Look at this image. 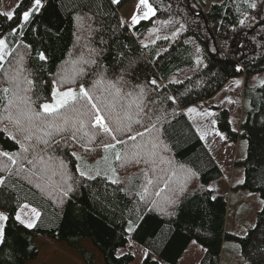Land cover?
I'll list each match as a JSON object with an SVG mask.
<instances>
[{"label": "trees", "instance_id": "obj_1", "mask_svg": "<svg viewBox=\"0 0 264 264\" xmlns=\"http://www.w3.org/2000/svg\"><path fill=\"white\" fill-rule=\"evenodd\" d=\"M128 1L121 0L119 5H111L110 0H97L103 4L100 9L104 13L103 36L108 40L106 47L109 49L101 59L110 70L118 69L116 57L123 52L125 65L129 60L135 62L131 80L145 83L152 78L157 79L162 86L161 101L169 112V118L174 110L177 113L173 120L174 128L169 130L168 143L172 151L164 153L171 164H159L155 172L148 174L154 183L148 186L147 199L157 201L158 209L166 208L171 193L165 190L159 197L155 195L164 187L165 181L160 177H170L169 187L179 190L184 183L179 171L181 165L192 168L198 175L188 182V194L182 197L172 217L158 211L145 212L134 187L112 185L109 180L101 178L92 181L79 178L83 186L78 187L72 198L62 205L53 204L35 189L29 191L28 185H18V195L15 192L0 195V210L9 217L4 223L5 243L0 244V264H28L34 260L38 254L35 237L64 243L75 249L85 264H94L95 260L94 252L81 244L83 240L90 243L104 264H131L134 256L130 252L117 258L119 251L126 249L130 241L144 247L147 252L140 264H177L191 241L207 249L198 264H219L226 240L238 243L248 264H264V204L255 215L254 226L244 236L225 231L226 198L207 190L222 176V171L183 113L185 108L212 98L231 78L242 75L248 78L264 72V11H261L264 0H255L256 10L249 9L241 0H149L156 9V15L142 20L133 30L135 35L127 26H118L119 11ZM30 2L19 1V7L16 5L13 9L16 15L12 20L0 15V32H8L15 27ZM250 16H255L256 20H248ZM245 17L247 19L242 26L239 20ZM100 19L98 15L97 20ZM36 20L39 23L33 27L38 31L33 33L29 27L24 39L32 45L28 64L36 74L37 92L43 100L50 98L55 74L68 66L69 72L72 71L80 57L87 58L88 50L76 46L73 16L61 6L60 0H48L45 10ZM169 20L170 24L163 23ZM176 21L185 25L177 38L167 41L161 38L148 49L142 47L139 37L152 25L161 23L158 34L170 36L179 26ZM40 51H46L48 56L44 67L37 58ZM197 59L202 63L197 65ZM171 76L175 80H170ZM167 95L175 96L179 103L172 104L164 99ZM244 96L248 98V104L238 131L231 128L226 109L219 106L211 109L215 113L217 129L226 140L248 141L243 159L234 163L243 168L245 182L240 187L264 199V181L261 180L264 173V83L250 87L246 81ZM115 102L117 106L126 103L119 97ZM0 147L15 150L12 141L3 133H0ZM71 151L74 149H57V153L68 162L69 172L75 174L76 160L70 155ZM89 154L86 159H95L94 153ZM114 166L123 176L135 168L145 167L132 163L126 167ZM173 170L177 172L174 177L171 176ZM53 179L58 180L59 177ZM119 188H126L127 192H121ZM24 203L42 212V222H38L36 228H25L15 218ZM136 207L140 208L139 213L133 211ZM139 215H143L142 220L138 219ZM130 218L139 224L132 233L125 230Z\"/></svg>", "mask_w": 264, "mask_h": 264}, {"label": "snow or ice", "instance_id": "obj_2", "mask_svg": "<svg viewBox=\"0 0 264 264\" xmlns=\"http://www.w3.org/2000/svg\"><path fill=\"white\" fill-rule=\"evenodd\" d=\"M47 2L48 0H31L29 7L20 15L17 25L8 32H0V133L15 146L14 151L0 147V195L14 192L18 195V185H28L29 191L35 189L53 204L62 205L65 200L72 198L78 187L83 186L79 178L89 181L97 178L109 180V172L112 177L117 176L116 164L120 167H126L129 163L136 166L143 164L145 177L150 172H155L159 164H171L164 153L172 151L168 143L169 130L174 128L173 120L177 113L174 110L169 118V112L161 101L162 86L157 79L152 78L145 83L131 80L135 62L129 60L125 65L122 62L123 52L116 57L118 69L110 70L104 64L101 57L109 49L106 47L108 40L103 36L104 13L100 12L103 4L97 0H60L61 6L73 16L76 46L87 48L88 55L87 58L80 57L72 71L62 69L56 73L52 80L50 98L41 100L37 92L36 74L28 64L32 45L25 41L24 36L29 27L33 33L38 31L33 25L39 23L36 17L42 15ZM120 2L121 0H110L111 5H119ZM241 3L251 10L257 9L255 0H241ZM261 11H264V6ZM0 15L12 20L16 13L13 10ZM98 15L101 16L100 20H97ZM155 15L156 9L149 0H138L136 10L127 20L121 17L118 26H127L133 31L142 20ZM246 19L247 17L240 19V25H245ZM163 23L168 25L171 20ZM176 23L179 26L172 31L171 36H156V40L177 38L185 25L179 21ZM133 34L135 35L134 31ZM143 47L148 48V44L143 43ZM37 58L43 62L41 67L48 62L46 51H40ZM201 63L202 60H196L197 65ZM240 83L237 80L236 87ZM117 97L126 103L117 106ZM164 99L172 104L179 103L173 95H167ZM228 102L234 103L231 100ZM193 113L203 117L215 115L208 109L202 112L195 107L186 109V114ZM215 124L216 121L212 120L211 125ZM209 130L211 129L207 125L203 129L197 126L196 134L204 140ZM61 147L79 148L84 153L99 151L103 155L95 166H88L86 163L82 166V156L77 151H71L70 155L78 162L75 174H71L68 162L57 153V149ZM247 147L248 141L245 140V150ZM179 171L184 177L179 190L169 187L170 177H160L165 181L164 187L156 191L155 195L159 197L165 190L171 193L167 198L166 208L158 209L157 201L147 199L148 186L153 185V179H147V185L142 186L143 191L135 193L145 212L158 211L169 217L176 214L175 209L182 197L188 194V182L198 175L192 168L183 165ZM176 175L175 170L171 171L172 177ZM53 177L59 179L54 180ZM261 180L264 181V173ZM109 182L112 185L123 184L117 178H111ZM244 182V179L238 181ZM207 190L212 192L216 189L210 187ZM119 191L126 193L127 189L119 188ZM260 202L264 204V199ZM21 207L28 210L24 213L28 219L17 214L16 220L25 228H36L38 222H42V212L28 203ZM133 211L139 213L140 208L136 207ZM8 219V215L0 212V244L5 243L4 222ZM138 219L142 220L143 215H139ZM137 227L139 224L130 218L125 230L132 233ZM124 255L126 254L120 251L117 258Z\"/></svg>", "mask_w": 264, "mask_h": 264}, {"label": "rangeland", "instance_id": "obj_3", "mask_svg": "<svg viewBox=\"0 0 264 264\" xmlns=\"http://www.w3.org/2000/svg\"><path fill=\"white\" fill-rule=\"evenodd\" d=\"M19 1L20 0H0V11H2L3 13L13 11L14 7L18 4ZM210 1L220 2L222 0H210ZM137 3H138V0H129L120 9L119 11L120 16L123 17L125 20H127L129 15L131 16L132 13L136 10ZM250 19L254 21L256 20V17L250 16L248 20ZM161 26H162L161 23L159 22L155 23L152 27H150L144 34H142L139 37V42L142 45V47H143V43H146L148 44V48H149L151 45L154 44L153 41L155 42L157 41L156 36H160L158 34V29H160ZM153 29H155L156 31H152ZM142 41L143 43H141ZM148 48H145V49H148ZM69 69H70V66L66 68L67 71H69ZM169 79L175 80L173 76H171ZM237 80L241 82L239 87H236V84H235ZM246 81L248 83V86L250 87L262 85L264 83V72L260 74L250 75L248 78H246L244 75L235 76L231 78L212 98H210L209 100L200 102L198 104L189 106V107H195L200 112H202L204 109H208L211 112H213V110L211 109L212 106H219V108L221 109H226L228 111V120H229L231 128L232 129L235 128L237 129L236 131H238L240 127V121L242 119L244 108H246L248 104L247 102L248 98L244 96V87H245ZM229 100L234 101V103H229L228 102ZM185 114H186V111H185ZM187 115L189 118L192 116L198 117V119L204 124L201 127L202 129L205 125L209 126L211 130H210V133L208 132L207 134L208 139L206 137V140L210 142L211 150L215 151L214 148L219 149L221 147V144H220L221 140L218 141V139L219 137L221 138L223 137L222 145L224 147L222 149V152L220 154H216L215 157L219 160L221 164H223L224 169H225L224 174H226V177L229 174L231 175V178H230L231 182L229 181L228 183L226 181L219 179L215 182H212L209 185V188L211 187V188L216 189L215 191H212L213 193H216V192L223 193L224 197L226 198L227 206H226L225 225H224L225 231L227 233H231L236 236L242 237L248 232L249 229H251L254 226L255 215L259 210L263 208V204L260 202L262 199L259 197V195L257 193H250V192L243 190L240 187L242 183H238L239 180L243 179V168L242 166L234 164V163L236 161L238 162L242 160L244 157V153H245L244 141L239 140L237 143H235L233 141L226 140L224 136L219 132V130H214L212 128L211 121H212L213 116L203 117L195 113L186 114V116ZM217 133H219V135ZM72 149H74L75 151L77 148H72ZM76 151L83 158L81 162L82 166L85 163L88 166H95L96 161L100 159L101 155H103L102 152L100 155H98L100 153L98 151L97 153H94L93 155L95 159L89 160V159H86L87 157H90L89 153H84L81 149H78ZM96 156L98 158H96ZM77 163L78 162L76 161V166H77ZM101 167L103 168V165H101ZM129 173H130L129 175H125V176L117 173L116 177H112V174L109 172L108 176H109V180L111 178H117L123 181V185L127 188L131 187L133 184L134 188L138 192H142L143 191L142 186L147 185V179H149V175L145 177L144 171L142 168H135ZM27 211L28 210L22 209L21 207L18 214H20L22 218L27 220L28 217L24 215V213ZM0 212L2 211L0 210ZM81 244L85 248L94 252V260H95L94 264H104L100 255L93 249V247H91L88 241L83 240L81 241ZM129 244L131 246L126 248L127 250L125 249V251L130 252L135 257L134 261L131 264H140L142 259L147 254L145 248L132 241H130ZM58 245H62L63 249L64 248L67 249V247L62 243ZM237 245L238 243L232 240H226L223 243V249L221 252L219 264H248V262L242 257L241 252H240V247H237ZM40 248L43 249L44 251L46 250V247L43 244H41ZM202 252H203L202 247L192 242L188 250L185 252V255L182 258L181 264H196V262L199 260V257L201 256L200 253L202 254ZM51 258L53 259V260H50L52 264H60L61 262L62 264H74L72 261H70V263L63 262L62 256L57 257L56 255V258H55L54 255H51Z\"/></svg>", "mask_w": 264, "mask_h": 264}, {"label": "crops", "instance_id": "obj_4", "mask_svg": "<svg viewBox=\"0 0 264 264\" xmlns=\"http://www.w3.org/2000/svg\"><path fill=\"white\" fill-rule=\"evenodd\" d=\"M132 10V9H131ZM129 17H130V15H129ZM152 17V16H151ZM150 17V18H151ZM128 19V18H127ZM146 20V19H145ZM153 26V25H152ZM151 26V27H152ZM186 109L187 108H185L184 110H183V113L185 114V111H186ZM186 115V114H185ZM214 118V116L212 117V120H214L213 119ZM187 119L189 120V122H190V124L193 126V128L195 129V131H196V127L197 126H199V127H202L204 124L198 119V117H195V116H192V117H188V115H187ZM204 128V127H203ZM212 128L214 129V130H218L217 128H216V125H214V126H212ZM209 133H210V130L208 131ZM199 136V135H198ZM200 138V137H199ZM207 139H208V137H207ZM221 140V142H220V144H221V147L219 148V149H217V148H214V150L215 151H217V152H215V151H213V150H211V144H210V142H208L206 139H204V140H201L202 141V143H203V145L205 146V148L207 149V151H208V153L210 154V156L212 157V159L214 160V162L217 164V166L221 169V171H222V176L219 178L220 180H223V181H226V182H228L229 183V181L231 182V175L229 174L227 177H226V174H224V172H225V169H224V166H223V164H221L220 162H219V160L215 157V155L216 154H220L221 152H222V149H223V145H222V143H223V139L221 138V137H219V139H218V141H220ZM235 143H237V142H235ZM233 176V175H232ZM218 179V180H219ZM132 186H133V184H132ZM134 187V186H133ZM220 193V192H219ZM218 192H216V193H213V194H215V195H222V196H224V194L223 193H220L219 194ZM18 213H19V211H18ZM17 213V214H18ZM49 241V242H47V241ZM51 242V243H50ZM193 241H191L189 244H188V246H187V248L185 249V251H184V253L182 254V256L180 257V259L178 260V262H177V264H181L182 263V258L184 257V255H185V252L188 250V248L190 247V245H191V243H192ZM34 243H36L37 244V246H38V254H37V257L34 259V260H32V261H29L28 262V264H52L51 263V261L50 260H53L52 258H51V255H54L55 256V258H56V255H57V257H59V256H62L63 257V262H66V263H70V261H72L74 264H85V263H83V260H82V257L78 254V252L75 250V249H73V248H70V247H68L67 245H65L64 243H62V242H56V241H53V240H49V239H43V238H40V237H35L34 238ZM56 243V244H55ZM64 244L66 247H67V249L66 248H62L63 246L62 245H58V244ZM41 244H43V245H45V247H46V250L44 251L43 249H41L40 247H41ZM196 244V243H195ZM198 245V244H197ZM129 246H131L129 243H128V247ZM199 246V245H198ZM127 247V248H128ZM195 249V248H194ZM202 249H203V252H202V254L200 253V257H199V260H200V258L203 256V254L205 253V249L202 247ZM89 250V249H88ZM127 250V249H126ZM91 251V250H90ZM120 251H123L124 253H126V251H125V249H122V250H120ZM119 251V252H120ZM51 258V259H50ZM134 259H135V257H134ZM199 260L196 262V264H198V262H199ZM60 264H62V262L60 263Z\"/></svg>", "mask_w": 264, "mask_h": 264}, {"label": "water", "instance_id": "obj_5", "mask_svg": "<svg viewBox=\"0 0 264 264\" xmlns=\"http://www.w3.org/2000/svg\"><path fill=\"white\" fill-rule=\"evenodd\" d=\"M261 24V23H260Z\"/></svg>", "mask_w": 264, "mask_h": 264}]
</instances>
